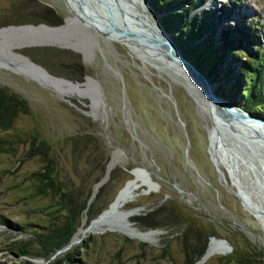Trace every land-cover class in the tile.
Masks as SVG:
<instances>
[{
	"label": "rangeland",
	"instance_id": "1",
	"mask_svg": "<svg viewBox=\"0 0 264 264\" xmlns=\"http://www.w3.org/2000/svg\"><path fill=\"white\" fill-rule=\"evenodd\" d=\"M138 1L148 5L143 7L146 12L160 18L162 14L155 13L147 0ZM184 4L178 0L172 7L179 11ZM39 7L51 9L62 21L72 16L64 0H0V27L45 23L35 22ZM193 17L203 29L202 38H213L216 44H221L223 32L238 27L248 28L250 36L264 44V0H205L191 13ZM87 32L91 44L84 56L57 45H27L12 52L44 68L42 63L46 64L58 75L45 68L50 74L65 79L75 64L73 54H78L86 74L101 84L99 110L91 106L88 97L27 65H0V88L17 93L30 107L10 129L0 131V220L23 226L17 229L0 221V264H53L67 252L73 255L68 264H190L200 248L204 253L193 264H250L248 258L252 264H264V258L255 259L264 256V194L247 191L259 208V220L236 196L237 186L226 167L219 165L222 175L211 160V116L203 94L188 87L183 74L155 56H144L92 29ZM238 67L234 62V74ZM69 80L86 86V82H74L84 77ZM228 81L208 83L215 87L216 95ZM97 136L110 150V157L96 182L93 150ZM40 141L49 146L58 181L66 188H81V198L90 191L87 205L98 212L97 217L108 210L125 182L134 179L133 168L143 167L149 173L148 177L140 171L145 181L135 179L111 214L91 227L84 211L70 246L49 258L21 256L16 249V245L24 244L35 252L39 235L56 217L55 199L36 190L34 173L42 168L43 159L29 152ZM239 169L244 172L245 164L240 162ZM262 177L264 188V174ZM152 180L158 182V189ZM253 180L252 172L240 173L245 189L255 190ZM159 206L163 207L158 217L161 223L149 226L155 219L144 217ZM116 210L127 212L119 218ZM124 226L132 233H126ZM221 238L226 239L227 247ZM214 241L220 253L203 260Z\"/></svg>",
	"mask_w": 264,
	"mask_h": 264
},
{
	"label": "trees",
	"instance_id": "2",
	"mask_svg": "<svg viewBox=\"0 0 264 264\" xmlns=\"http://www.w3.org/2000/svg\"><path fill=\"white\" fill-rule=\"evenodd\" d=\"M178 0H147L155 13L160 16V25L168 32L182 56L194 65V67L205 76L210 82H220L229 80L221 87L216 95L225 98L232 104L241 107L256 118L264 119V44L260 40L250 36L248 28H234L223 32L221 44H216L213 38L203 37V29L195 20L190 18L191 13L204 3L205 0H179L185 3L177 11L172 5ZM41 8L37 14L36 23L45 22L49 25L61 24L62 17L55 14L51 9ZM205 43L201 47L202 43ZM54 51L68 52L66 49L49 47ZM231 51L234 55L231 56ZM75 56V64L69 73L64 76L69 79L82 80L86 75V69L78 54ZM239 64L237 73L234 74L232 65ZM41 64V63H40ZM45 68L52 74H57L51 67ZM29 104L17 93L6 88H0V131L10 129L16 118L20 114H28ZM88 137V136H87ZM35 138H33V143ZM94 161L96 162L97 174L95 181H99L105 171V165L110 157V150L97 136L95 139ZM33 155H41L43 165L40 170L34 173L37 193L51 196L55 199L54 210L56 217L49 221L45 231L39 235L37 240V250L31 251L26 245L18 244L16 249L21 256L51 257L60 248L67 245L71 237L80 225L82 213L87 211V222L96 218L98 212H92L87 201L90 191L84 198L80 197L81 188H66L58 181L56 166L49 156V146L46 142L40 141L35 146H31ZM114 173L112 171L111 176ZM101 191V188L99 192ZM98 192V193H99ZM162 206L150 210L144 218L153 220L149 226L157 227L161 223L158 219L162 213ZM57 213L60 215L57 217ZM1 222L10 227L23 229V226L10 222L8 219H1ZM204 253V248H200L190 262L193 264ZM188 256V254H186ZM261 255L257 260L263 259ZM73 260V255L67 252L63 258H58L53 264H68ZM252 264L250 258L247 259ZM31 264V262H26Z\"/></svg>",
	"mask_w": 264,
	"mask_h": 264
},
{
	"label": "water",
	"instance_id": "3",
	"mask_svg": "<svg viewBox=\"0 0 264 264\" xmlns=\"http://www.w3.org/2000/svg\"><path fill=\"white\" fill-rule=\"evenodd\" d=\"M144 5L148 6L143 2L141 5L137 0H110V2L108 0H77V5L72 4L71 7H69L72 16L64 18L61 24H20L8 25L0 27V29L9 27L22 28L21 31L16 34V37H23V35H28L30 32L31 35L37 36V38L42 41H39L36 45H57L71 48L76 51H79L77 48H83L86 51L87 47L90 46L91 41L87 31L92 29L113 41H119L117 37H121L124 39L122 42H124L129 49L144 56H155L165 66L183 74L187 80L188 87L199 90L203 94L208 106L211 116V128L208 131V151L211 155V160L222 175L223 172L219 165L226 167L234 184L237 186V195L243 207L248 208L253 206L247 191L252 190L255 194H264V188L262 186V175L264 174V136L261 134L258 135L259 133H257V130L247 126L246 123L255 125V127L264 128V119L256 118L225 98L215 95L211 90L208 79L203 76L192 63L182 56L166 30L160 25L153 14L146 12L145 8H143ZM131 11L134 13L133 16L141 17L140 22L130 18V16H132L130 13ZM96 18L102 20L104 24H98ZM143 23L146 25L149 23L151 26L150 30H148L146 28L147 26ZM133 24L139 27L132 30L133 27L131 25ZM29 28H31V31L24 30ZM151 29L157 34L151 32ZM6 39L7 38H5V40ZM70 41L74 42V46L69 45ZM5 43L2 41L0 45V53H4L3 55L9 52ZM81 54L83 56L85 55L82 51ZM17 55L21 54H16V56ZM21 56L27 58L24 55ZM31 63L34 68L53 80L66 81L69 83L73 82L69 79L54 76L44 67L33 62ZM74 82L78 84L86 82L90 104H92L95 110H99V108L102 107L101 104L103 100L100 82L93 76L87 74L84 76L83 81ZM240 162L245 164L246 170L244 172H241L239 169ZM136 171H142L149 177V173L143 167H136L131 170L133 173ZM249 172H252L254 176L253 183L255 190L250 189V187H246L247 189H245L239 181L240 173L248 175ZM130 181L131 179H128L125 182L114 200ZM151 183L155 189L159 188L157 181L152 180ZM173 186L179 192L182 191L177 184L173 183ZM143 192L146 193L148 190H143ZM105 210L100 214L105 212ZM94 219L95 218L91 219L90 222ZM219 240L223 242L226 247L228 246L225 238ZM69 243L60 248L57 252L68 248Z\"/></svg>",
	"mask_w": 264,
	"mask_h": 264
},
{
	"label": "bare ground",
	"instance_id": "4",
	"mask_svg": "<svg viewBox=\"0 0 264 264\" xmlns=\"http://www.w3.org/2000/svg\"><path fill=\"white\" fill-rule=\"evenodd\" d=\"M65 1V3H66V6L68 7V11L70 12V10H69V7H71V5L73 4V5H77V0H64ZM109 2H110V0H108ZM112 1V0H111ZM122 1V0H121ZM126 1H129V0H126ZM138 1V0H137ZM118 2V1H117ZM120 2V1H119ZM71 13V12H70ZM131 13V15L132 16H130V18H133V19H135V21H139L140 22V19H141V17H138V16H133L134 15V13L131 11L130 12ZM72 15V14H71ZM131 20V19H130ZM148 21V20H147ZM96 22L98 23V24H104L103 22H102V20H100L99 18H96ZM142 24V23H141ZM144 24V23H143ZM144 25H146V24H144ZM132 27H130V28H132V30L135 28H138L139 26H134V24L133 25H131ZM147 27V29L148 30H150V28H151V26H150V24L149 23H147V25H146ZM21 29L22 28H12V27H9V28H3V29H0V45H1V42L3 41L4 43H5V45H6V47H7V49H8V53L6 54V55H0V65H4V67H7L8 65H10V66H14V67H25L26 65L29 67V68H31V69H35L36 71H38L40 74H42L43 76H45V77H47L44 73H42L41 71H39V70H37L36 68H34V66H33V64L27 59V58H23L21 55H17L16 56V54L15 53H11L12 52V50L13 49H16L17 50V48H22V47H24V46H27V45H36V44H38L39 43V41H40V39H38L37 38V36H35V35H31L30 34V32H29V34L28 35H23V37H16V34L17 33H19L20 31H21ZM146 29V30H147ZM25 31H31V28H29V29H24ZM151 32H155L153 29H151ZM156 33V32H155ZM157 34V33H156ZM9 36V37H8ZM5 38H7L6 40H5ZM117 39L119 40V41H117V42H119L120 44H123V45H125L126 46V44L124 43V42H122L124 39L123 38H121V37H117ZM40 42H42V41H40ZM57 43V42H56ZM69 45H71V46H74V42L73 41H70V44ZM29 47V46H28ZM80 52L82 51L85 55H86V51H85V49H83V48H77ZM14 54H15V56H14ZM7 65V66H6ZM49 78V77H48ZM51 79V78H50ZM52 81H56V80H53L52 79ZM56 82H62V83H64V84H66L71 90H73L76 94H78V95H80V96H82V97H88V93H87V90H83L84 88H87V86H85V87H80V86H78V85H75L73 82L72 83H69V82H66V81H56ZM52 86H55V84H51ZM56 87V86H55ZM215 87H213V86H211V90H212V92H215ZM68 91H69V89H67ZM91 106H92V104H91ZM246 125L247 126H250L251 128H253V129H255V130H257V133H259L258 135H262V136H264V128H262V127H258V126H256L255 127V125H252V124H247L246 123ZM210 149H211V147H210ZM109 170H110V168H109ZM136 173H138V171H136V172H134V176H136V177H134V180H132V181H130V182H128V184L126 185V187L123 189V191L118 195V197L113 201V203H111L110 204V206H109V208H108V210L106 211V212H104V213H102L101 215H99L97 218H95L94 220H92L91 222H90V224H89V227H91V225L94 223V222H96L97 220H99V219H101V218H103V217H105V216H108V215H110L111 214V212H112V210H113V207L116 205V203H117V201L121 198V196L123 195V193H124V191L126 190V188L129 186V185H131V184H134V182H135V179H139L140 181H145V175L142 173V172H140L139 171V173L138 174H136ZM98 187V186H97ZM96 187V188H97ZM95 188V189H96ZM130 196V192L128 193V195H127V197H129ZM236 196L239 198V196L237 195V193H236ZM240 199V198H239ZM246 210H248L252 215H254L256 218H258L259 220L260 219H262V218H260V215L258 214V208L256 207V205L253 203V206H250V207H248V208H246ZM130 211H135V212H138V209H132V210H130ZM116 213V215L119 217V215L120 214H123L122 215V217H124V215H126V213L125 212H127V211H125V212H123V211H115ZM137 214V213H136ZM120 218V217H119ZM124 231L126 232V233H129V234H131L132 232L131 231H129V229H128V227L127 226H124ZM77 232V231H76ZM75 232V233H76ZM75 233H74V235H75ZM73 235V236H74ZM73 238V237H72ZM72 240V239H71ZM70 243H71V241H69ZM70 243H69V246H70ZM221 251L222 252H224V249H223V247L221 248ZM61 252V251H60ZM220 253V250H219V244H218V242H213V243H211L210 245H209V248L207 249V253H205V255H204V257H203V260H205L206 259V256L208 257V256H210V255H213V254H219Z\"/></svg>",
	"mask_w": 264,
	"mask_h": 264
}]
</instances>
